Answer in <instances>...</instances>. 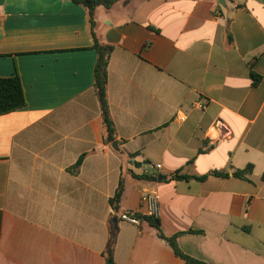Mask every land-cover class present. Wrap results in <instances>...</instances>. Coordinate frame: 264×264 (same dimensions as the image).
I'll return each instance as SVG.
<instances>
[{
  "label": "crops",
  "instance_id": "0c3cea01",
  "mask_svg": "<svg viewBox=\"0 0 264 264\" xmlns=\"http://www.w3.org/2000/svg\"><path fill=\"white\" fill-rule=\"evenodd\" d=\"M94 32L113 48L118 150L85 7L0 0V77L17 73L27 101L0 115V264H106L122 179L112 264H185L147 221L120 218L149 216L148 191L186 255L264 264V0H121L97 8Z\"/></svg>",
  "mask_w": 264,
  "mask_h": 264
},
{
  "label": "trees",
  "instance_id": "16d2710c",
  "mask_svg": "<svg viewBox=\"0 0 264 264\" xmlns=\"http://www.w3.org/2000/svg\"><path fill=\"white\" fill-rule=\"evenodd\" d=\"M71 1L76 5H81L85 7V9L88 12V22L93 37V49L97 53V64L94 67L93 90L98 98L102 112L101 116L103 122V130H104V141L106 143L112 144L116 142L117 131L110 115L111 111L107 98V89H108V65L110 63V58L113 48L110 45L99 42V39L97 38L94 32V28H95V16H96L97 8L104 7L106 9H110L113 7L115 3H118L121 0H71ZM22 87L23 86L21 83V79L17 73H15V75L11 77H6V78L0 77V115H5L14 112L26 106L27 101ZM84 158L85 155L81 156L78 159V161H76V163L71 168L72 172L78 173ZM251 170H252V166L249 165L243 170H237L234 173V175L236 177L245 178V175L250 173ZM214 174L223 175L222 173H218V172H214ZM150 177H153L154 179L157 178V176H150ZM124 186H125L124 179H122L120 185L117 187V190L113 198L110 199L112 207L114 209L113 210L114 219L116 220L119 219L117 217V213L118 210H120V201L124 192ZM124 214L129 217H135L139 221H147L152 227H154L158 231L159 238L167 242L174 251L175 255L181 258L182 261L185 262V264H206V262L193 258L182 252L181 248L177 243V237L180 234L174 235L172 237H165L164 236L165 234L162 230L161 222L158 217L143 216L140 214H135L130 211H126ZM117 234H118V230L112 228V233L110 234L106 249V256H107L106 261H110V263H113L114 247H115Z\"/></svg>",
  "mask_w": 264,
  "mask_h": 264
},
{
  "label": "built area",
  "instance_id": "2783aa9c",
  "mask_svg": "<svg viewBox=\"0 0 264 264\" xmlns=\"http://www.w3.org/2000/svg\"><path fill=\"white\" fill-rule=\"evenodd\" d=\"M206 103H198V108L204 110L206 108ZM162 170L160 164H153L149 163L146 165L145 168V175L146 176H157ZM142 203L148 208V215L149 216H156L157 211H159L160 205V195L156 191H148L143 194ZM120 218L132 223L137 224L138 219L135 217H129L125 214L120 215Z\"/></svg>",
  "mask_w": 264,
  "mask_h": 264
},
{
  "label": "water",
  "instance_id": "95a60500",
  "mask_svg": "<svg viewBox=\"0 0 264 264\" xmlns=\"http://www.w3.org/2000/svg\"><path fill=\"white\" fill-rule=\"evenodd\" d=\"M112 147H113V149L118 150V143L117 142L112 143ZM159 178L160 179H164L163 177H160V176H159ZM113 223H114V227L117 228L118 224H117V220L116 219L113 220ZM106 264H112V263H110V261H107Z\"/></svg>",
  "mask_w": 264,
  "mask_h": 264
}]
</instances>
